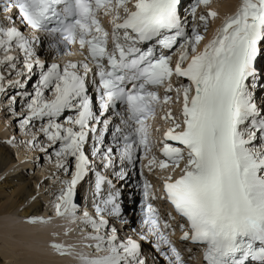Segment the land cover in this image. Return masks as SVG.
<instances>
[{
  "label": "snow or ice",
  "instance_id": "obj_1",
  "mask_svg": "<svg viewBox=\"0 0 264 264\" xmlns=\"http://www.w3.org/2000/svg\"><path fill=\"white\" fill-rule=\"evenodd\" d=\"M130 2L0 0V11L15 7L26 28L47 33L57 41L54 48L61 42L69 46L78 41L81 49L87 45L99 77L98 84L89 81L92 68L87 60L48 65L35 55L38 37L25 35L11 17L6 19L12 26L0 21V52L4 53L0 63L15 69L17 57L8 53L19 49L29 78L34 67L40 69L34 94H29L30 114L23 123L46 119L41 131L48 146L56 149L60 167L66 173L72 170L71 179L65 181L67 187L60 191L57 212L76 217L75 187L94 170L95 162L86 147L90 133L94 137L90 155L101 157L104 167L113 164V147L105 148L98 132L102 128L107 133L110 121L102 117L117 103L125 107L124 127L114 125L113 134L121 162L134 164L137 152L149 149L145 121L155 114L160 101L152 89L167 83L166 90L172 91L171 77L175 74L188 80L182 85L183 119L165 133L162 152L166 160L160 167L167 168L171 162L179 168L187 158L182 174L169 176L165 182L167 197L190 222L191 232H184L182 238L206 245V264H264V104L255 99L257 81L264 83V69L258 70L257 63L258 57L264 56V0H242L239 10L225 19L203 51L197 46L204 37L194 26L191 34L186 31V20L178 10L181 0H134V10L128 7ZM209 3L197 0V6ZM101 11L111 17V33L98 18ZM216 15L209 12L200 20ZM157 46L169 50L179 47L180 57L174 66L172 57L158 52ZM4 80L0 74V92L4 91ZM90 86L97 89L99 115L93 111ZM176 91L179 96L180 89ZM170 100V96L164 97L165 102ZM166 118L174 119L171 112ZM117 175L121 180L130 178L123 169ZM103 181L101 177L99 183ZM144 195L154 197L147 183ZM117 198V193L110 192L103 207L96 205V217L84 213V222L95 230L93 238L98 241L90 247L102 254L89 256L75 252L72 246H54L62 253L75 254L81 264H146L138 241L120 240L116 227L105 218L121 213ZM146 209V231L171 247L160 231L157 210L151 203ZM164 227L170 225L165 222ZM142 239L147 241V235ZM171 251L183 264L180 253L174 247Z\"/></svg>",
  "mask_w": 264,
  "mask_h": 264
},
{
  "label": "rangeland",
  "instance_id": "obj_2",
  "mask_svg": "<svg viewBox=\"0 0 264 264\" xmlns=\"http://www.w3.org/2000/svg\"><path fill=\"white\" fill-rule=\"evenodd\" d=\"M241 3H242V0H210V3L207 5L206 9L208 10V12H213V11L216 12L217 15L214 17V19L208 18L209 23H207V30H205V27L203 29L204 39L202 41L203 42L202 49H204V47L212 39L215 38V32L217 33V30L221 27V25L224 22L223 21L224 19H222L221 17L227 16L228 14H230L231 11H234L236 8L240 7ZM234 5H236L237 7H233L230 10L226 11L227 7H232ZM41 51L42 49L39 51V54ZM44 58H47V57L45 56ZM0 59H2V57H0ZM48 60L50 59L48 58ZM15 63H16L15 69L9 67L6 63H0V74H3V76L5 77V80L3 81L4 91L0 92V122L5 124V128L3 132L6 133V136H7V137H3L2 133H0V140L3 141V143L7 145V148L10 149L11 154L13 158L15 159L14 167H20L19 174H25V177L31 181V186L35 187L36 178L41 174L43 175V178L38 183V188L36 191V195L34 196V199L36 201H41L43 205L42 212L44 211L43 212L44 215H45L46 209H50L49 212L47 211L48 218L45 216L43 219H37L35 222L33 221V219L31 220L27 218H21L17 214L19 218L16 219V222L18 223V225L35 227L33 232L37 235H42L45 232L44 230L41 229L42 227H44V225L50 224L53 226V224H55L58 221V219L63 217V215H60L57 212L56 204L59 202V199L58 197L54 196L55 195L54 191L55 190L58 191L59 189L58 192L60 194L61 189L66 188L64 184L62 185V183H64L65 179L66 180L71 179L70 177L71 169L69 170L68 173H66L60 167L62 161L60 157L56 156L55 154L56 149L50 148L48 146L49 141L47 139V136L41 131V127H42L41 125H44V124H40L41 122L40 120L36 119V121L34 122L31 121L29 126H25V123H23V120L28 111L27 104L29 102V98L24 99L23 96L18 97L19 91L21 89L18 87L19 84H9V81H14L13 78L18 77L16 76L18 75L17 74L18 72H23L22 65L19 64V62H15ZM33 81L34 79L28 85L29 86L32 85ZM27 91L29 93H32L33 89L32 88L30 89V87H28ZM13 97L15 99H13ZM175 108L176 106H174L173 109ZM175 122H178V121H173V124ZM37 124H40V125H37ZM45 149H47V151H45ZM18 154L19 155L23 154L22 155L23 158L21 161H19ZM28 162H30V164ZM180 168L181 167L176 169L175 167L177 171ZM12 174L15 176L14 173H9V174L6 173L2 175L0 177V183L6 177H12ZM115 183L117 184L115 186V190L117 191L116 193L122 194L123 192L124 194V195L122 194L123 195L122 197H123V201L125 204L126 213H128V215L132 214V217L136 218L134 217V214H138L137 212L138 197L135 198V201H134V197L136 196V193L134 190H132V188H130V186L134 183V178L130 177L129 179L122 180L120 183L118 182V180H116ZM40 187H43V189H40ZM81 191H83V186H81ZM74 202L77 204L75 196H74ZM90 216H93V215H90ZM11 218L12 217L0 218V259L2 263L4 264H30V260L31 259L33 260L34 258V260L35 259L37 260V261L35 260L36 263L34 262V264H65L67 261L70 264H75L74 260L79 259L76 255L73 254V256L72 255L71 256L74 259L71 261V258H69L70 254L62 253L61 251H58L56 249H55L56 251H50L51 253L50 252L45 253L46 251H44V254L40 250H35V248H37L35 246L40 245V247L44 248L43 247L44 245L46 246L49 244L47 243L44 244V241L40 242L39 240L37 241L38 243L36 242L37 245L36 244L27 245V241H24L22 239L23 235L25 234L24 231L27 229L22 228L21 230H18V226H16L17 225L16 222H14V226H16V228H14V226H10L8 223H10L9 221H11L10 220ZM82 221L84 222V219L77 220L76 218V220L72 222L73 227L72 229H70L69 235L70 237L72 236L71 238L74 241L72 240L71 243L67 244L66 246H72L74 250L77 249L78 251L80 250V252H83L89 256H94L89 251L88 253H86V246L88 249L90 244H85V245L83 244L85 246L84 247L82 245L84 250L82 249L80 244L79 246H77L78 245L77 241L79 239L85 243L92 242V241H94L95 243L98 242L97 240L93 238L95 235V230L92 228V226L91 225L85 226V223H83ZM77 222L84 224V226L79 227L77 225ZM7 231H13L11 232L12 235L10 234L9 236H5L4 232H7ZM56 231H58V229ZM56 231L53 229L51 231V234L53 233L55 234ZM61 232L62 231H60V233ZM47 233H50L49 230ZM58 233L56 234L57 236H58ZM60 233L59 235H61ZM35 234H32V235H35ZM44 235L48 236L49 234L46 235V232H45ZM87 236L89 237V239L87 238ZM45 248H47V246ZM39 251H40V255L42 256L37 254V252L39 253ZM99 254H102V253H98L97 255Z\"/></svg>",
  "mask_w": 264,
  "mask_h": 264
},
{
  "label": "bare ground",
  "instance_id": "obj_3",
  "mask_svg": "<svg viewBox=\"0 0 264 264\" xmlns=\"http://www.w3.org/2000/svg\"><path fill=\"white\" fill-rule=\"evenodd\" d=\"M231 8L232 7H227L226 11L230 10ZM43 41H44V43H49L48 40H43ZM51 42H53V41H51ZM198 49H199V47H198ZM47 54H50V50L44 49L40 52V54L38 53L37 56L44 58L45 55H47ZM42 58H39V59L43 60ZM4 128H5V124L0 122V133H2L3 137H7L6 133L3 132ZM12 133H14V132H12ZM22 155L18 154L19 161L22 160V158H23ZM14 163H15V159L13 158L10 149L7 148V145L4 144L3 141L0 140V177L6 173H8V174L14 173L15 174V176L12 174V177H6L0 183V218L12 217L10 219L11 221H9L10 223H8L10 226H14V222H16V219H18L19 217L27 218V219H31V220L33 217L44 218L46 216L48 218V212L50 211V209H46L45 215L44 214L42 215L43 205H42L41 201H36L34 199V196L36 195V191L38 188V183L43 178V175L41 174L37 178L35 177L36 178L35 187H33V186H31V181L25 177V174H19L20 167H14ZM28 163L30 164V162H28ZM176 169H177V167H176ZM160 179H162V178H160ZM117 180L119 183L122 181L121 179L120 180L117 179ZM65 181H66V179L64 180V183H62V185L64 184L67 187V185L65 184ZM116 185L117 184L115 183V186ZM130 188H131V186H130ZM40 189H43V187H40ZM58 191H59V189H58ZM58 191L57 190L54 191L55 192L54 196L58 197V199H59L58 195H60V194ZM122 194H123V192H122ZM124 199H126V198H124ZM138 201H139V199H138ZM77 205H78V203H77ZM17 214L19 217L17 216ZM90 215H92V213H90ZM137 216H138V214H134V217H137ZM82 219H84V218H82ZM82 219H77V220H82ZM75 220H76V217L74 218L70 215H63V217L58 219V221L56 223L54 222L55 224H53V226L50 224L44 225V227H42L41 229L46 232V235L49 234L48 236L44 235L45 232L42 235L35 234L33 232L35 227L18 225L17 222H16V224H17L16 226H18V230H21L22 228L27 229L24 231L25 234L23 235V238H22L24 241H27V245H29V244L34 245L39 240H40V242L44 241V244L47 243V244L51 245V246L46 245L48 249L45 248L46 247L45 245L44 246L41 245L44 248L40 247V245L35 246L37 248H35L33 246L35 248V250H40L44 254V251H46L45 253H48L50 251H56V250L60 251L59 249H57L56 247H54L52 245L62 244V245L66 246L67 244L71 243V241L73 239L71 238L72 236L70 237L69 234H70V229H72V227H73L72 222ZM83 223H85V222H83ZM16 226H14V228H16ZM51 229L52 230L54 229L55 231L58 229L59 233H60V231H62L60 233L61 235H59L58 231H56L58 233V236L56 235L57 234L56 232H55V234L54 233L51 234V231H52ZM48 230L50 233H47ZM11 232H13V231L4 232V235L5 236H9L10 234L12 235ZM32 234H35V235H32ZM87 238L89 239L88 236H87ZM77 242H78L77 246H79V244H80L81 247L83 244L84 245L86 244L85 242L81 241L80 239ZM92 242H94V241H92ZM40 244H42V243H40ZM75 245H76V243H75ZM82 249H83V247H82ZM82 249H81V251H82ZM40 251H39V253L37 252V254L40 255ZM75 252H80V250L78 251L77 249H75ZM71 255L73 256V254H70L69 258H71V261H72L74 258ZM40 256H42V255H40ZM69 258H68V260H69ZM35 260H34V258H33V260L31 259L30 264H34ZM28 261H29V259H28ZM68 263L69 262L67 261L65 264H68ZM74 263L75 264H81L79 259L74 260ZM0 264H4L1 262V259H0Z\"/></svg>",
  "mask_w": 264,
  "mask_h": 264
}]
</instances>
